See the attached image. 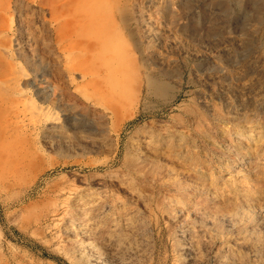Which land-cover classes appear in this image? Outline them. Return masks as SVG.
<instances>
[{
	"label": "rangeland",
	"instance_id": "1",
	"mask_svg": "<svg viewBox=\"0 0 264 264\" xmlns=\"http://www.w3.org/2000/svg\"><path fill=\"white\" fill-rule=\"evenodd\" d=\"M0 264H264V0H0Z\"/></svg>",
	"mask_w": 264,
	"mask_h": 264
},
{
	"label": "bare ground",
	"instance_id": "2",
	"mask_svg": "<svg viewBox=\"0 0 264 264\" xmlns=\"http://www.w3.org/2000/svg\"><path fill=\"white\" fill-rule=\"evenodd\" d=\"M99 3V2H98ZM96 13V12H95ZM72 68V67H71ZM80 89V88H79ZM82 89V88H81ZM222 91V90H221ZM37 108V107H36ZM28 109V108H27ZM22 110V109H21ZM33 110V109H32ZM24 111V110H23ZM21 113H23V112H21ZM54 117V116H53ZM32 119H31V123H32V125H33V127H36V126H38L39 124H41L42 122H43V120H42V118H40V115H39V113H37L36 115H34V113H33V115H32V117H31ZM58 118V117H57ZM28 119H30V118H28ZM59 121V120H58ZM22 123V122H21ZM30 124V123H29ZM24 125V124H23ZM244 164H246V165H251L252 164V161L249 159V160H244ZM254 164V163H253ZM87 232V231H86ZM123 248H127L128 247V245L127 244H123V246H122ZM85 254V253H84ZM90 257V256H89ZM96 262V261H95Z\"/></svg>",
	"mask_w": 264,
	"mask_h": 264
}]
</instances>
